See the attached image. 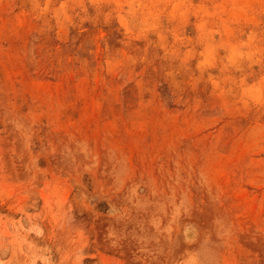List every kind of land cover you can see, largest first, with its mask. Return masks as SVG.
<instances>
[{
	"label": "rangeland",
	"instance_id": "374dc122",
	"mask_svg": "<svg viewBox=\"0 0 264 264\" xmlns=\"http://www.w3.org/2000/svg\"><path fill=\"white\" fill-rule=\"evenodd\" d=\"M0 264H264V0H0Z\"/></svg>",
	"mask_w": 264,
	"mask_h": 264
}]
</instances>
